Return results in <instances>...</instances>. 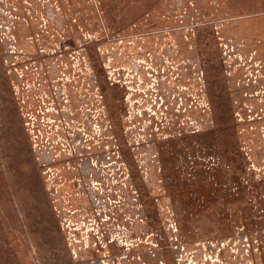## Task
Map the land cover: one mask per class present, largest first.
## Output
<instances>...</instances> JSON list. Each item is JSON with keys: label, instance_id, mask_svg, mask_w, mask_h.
Masks as SVG:
<instances>
[{"label": "rangeland", "instance_id": "rangeland-1", "mask_svg": "<svg viewBox=\"0 0 264 264\" xmlns=\"http://www.w3.org/2000/svg\"><path fill=\"white\" fill-rule=\"evenodd\" d=\"M231 1L0 0V264H264V12Z\"/></svg>", "mask_w": 264, "mask_h": 264}, {"label": "crops", "instance_id": "crops-1", "mask_svg": "<svg viewBox=\"0 0 264 264\" xmlns=\"http://www.w3.org/2000/svg\"><path fill=\"white\" fill-rule=\"evenodd\" d=\"M241 2H242V0L238 1L236 3L240 5ZM243 3L244 4L240 5V8H238L239 12H242V11H260V12H264V0H245V1H243ZM261 19L262 18H258V21L262 23L263 20H261Z\"/></svg>", "mask_w": 264, "mask_h": 264}]
</instances>
